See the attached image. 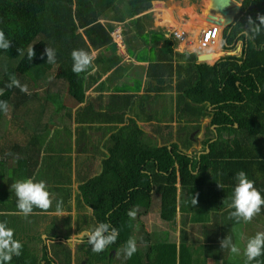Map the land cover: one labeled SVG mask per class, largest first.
<instances>
[{"label":"trees","instance_id":"obj_1","mask_svg":"<svg viewBox=\"0 0 264 264\" xmlns=\"http://www.w3.org/2000/svg\"><path fill=\"white\" fill-rule=\"evenodd\" d=\"M154 1L165 0H0V31L11 41L8 50H0V89L3 90L0 101H5L8 106L6 113L0 112V139L3 138L1 133L5 127L1 124L5 122L7 114L13 120L20 118L21 127L29 132V139L24 145L17 142L0 144V173L6 172L12 162L13 165L16 163V168L8 171L12 173L9 174L13 179L10 183L25 178L43 180L49 193L55 192V203L47 210H39V213L46 215L57 212V205L61 211L67 212L70 209L67 205L70 187L73 184L71 156L65 158L62 154H71L72 151V121L79 125L77 130L81 135L74 143L81 152H86L87 148L91 150V157H86L95 163L96 172L93 176H79V172H76L78 184L75 206L89 214L88 217L84 216L81 225L76 226L75 234H90L98 223H108L117 230L115 243L99 253L91 250L89 236L82 238L76 250L85 255V264L103 261L106 262L102 264H109L118 253L124 255V245L132 237L135 227L134 211L146 214L153 206L155 197L159 219L170 230L175 229L179 207V212L186 215L191 224H203L214 217L215 222L221 225L220 240L224 236L233 239L232 229H240L246 223L235 221L228 215L231 211L228 204L236 183L234 177L238 171L245 172L264 198V29L253 35L247 25L249 18L258 24L256 17L264 15V0H235L241 3V7L234 18V24L224 29L223 39L225 46L241 41L239 54L225 55L212 65L196 63V56L188 55L185 77L176 85L181 100L177 105V117L193 129L200 128L201 119L209 118L206 138L200 142L202 148L196 150L198 153H187L186 149L191 148L189 143L182 147L183 150L176 143L157 146L147 141L143 137L144 133L131 120L125 127L113 130L104 141L99 139L97 144H93L88 139L86 130L98 121V113L92 107L83 105L86 71L79 74L71 71L73 62L70 54L73 50L90 52L91 48L114 52L115 43L110 35L114 26L99 22L104 19L119 23L125 49L135 56V52L127 48L126 36L132 30H137L142 22H151L150 14L134 17L148 11ZM172 1L193 3L195 0ZM175 9L179 14L191 8L179 10L170 5L167 10L171 14ZM158 12L165 11L160 8ZM171 22L174 27L176 21ZM140 34L136 33L135 36L140 38ZM165 35V32L157 30L147 32L146 37L155 38L156 43L161 40L164 47H170L171 40L165 39ZM217 43L213 45L214 48ZM30 47L34 53L31 60L27 58ZM45 47L54 49V62H46ZM172 53L170 49L168 55L161 54L159 61H165L168 66ZM217 55L216 52L212 53V58ZM176 57L182 55L175 53ZM179 68H176L177 78L180 76ZM55 75L61 80L64 92H44L40 95L37 91L39 83L44 80L48 86L50 78ZM10 76L21 85H26L27 91L21 92L18 87H5ZM61 95L66 97L64 104ZM33 99H42V105L33 106ZM44 101L51 104L52 112L47 113ZM27 105L29 107L24 111ZM75 107L78 108L73 118L72 110ZM57 114L60 123L52 119ZM44 116L48 123L43 121ZM40 121L45 124L40 125ZM51 125L54 130L65 132L68 144L66 151L44 144L43 139L48 137L47 129ZM208 133L211 137L207 136ZM188 139L187 135L185 140ZM85 162H89L87 158ZM194 198L196 203L193 205ZM32 216H29L33 221L31 226L35 223ZM6 218L0 215L3 221ZM252 218L249 221L251 223L262 221L261 229L253 231V234L264 232V205ZM49 228L55 230L56 227L51 225ZM140 233L142 244L135 243L136 251L131 257L124 256V264H194L196 261L191 257L184 237L180 238L178 245L168 239L151 243L144 229ZM45 235L46 240L52 242V248L48 246V249L41 236L28 239V232L24 230L21 233L14 229L13 238L21 243L22 248L20 256H13L10 264H70L68 234ZM220 240H208L206 245L202 244V249L220 264H244L243 253L237 259L231 258L228 250L224 255ZM39 243L42 246L38 247ZM241 245L244 247V243ZM53 246H56L55 251ZM77 259H80L79 256ZM256 259L264 264V255ZM251 264H255V260Z\"/></svg>","mask_w":264,"mask_h":264},{"label":"crops","instance_id":"obj_2","mask_svg":"<svg viewBox=\"0 0 264 264\" xmlns=\"http://www.w3.org/2000/svg\"><path fill=\"white\" fill-rule=\"evenodd\" d=\"M170 2L173 4L176 3L172 0H170ZM170 2L169 4H166L164 1H154L151 4L152 8L134 17L137 18L145 14H150V16L152 15V17L155 18L160 14L163 18H158L160 23H156L155 20L153 23L152 21H144L137 30H132L128 33V36H126L128 37L127 48L134 51L135 56L137 57L132 56L125 49L126 45L125 43L123 44L125 39L124 36H122V27L118 25L119 23H111L104 19L99 21L101 24L110 23L111 26H119L120 28H118L121 29L122 43L119 46L114 44V52L105 49L103 50L102 48H91L90 51L95 55L91 67L87 69L85 73V103L83 105L90 106V108L92 107L91 109L98 113V121L92 125H87L89 130H86L88 139L92 141L93 144H97L99 139H103L104 141L107 136H110L113 130L125 127V125L130 123V120L133 121L144 133L143 137H145L147 141H150L151 143L154 142L157 146H168L172 143H176L179 148L183 150L182 147L186 143H189L191 148H189V152L187 153H190L194 149L196 150L199 146L197 144H200V141L206 138L205 133L206 127L209 124V118H203L200 120L199 129L191 128L189 132L184 131V129L190 126L186 125L182 118L179 119L177 117V105L181 100L179 99L180 94L176 89V85L179 80L185 77L184 69L188 65L189 54H194L196 56V63H199L197 61V55L199 53H208L211 55V61L213 60V62L208 61L205 62V64H214L219 60L218 57L220 52L228 51L232 45L235 46L233 47V51L236 50L237 52L235 53L239 54L242 48V43H240V46H236L237 43L241 42L237 41V43L233 42L232 45L225 46L223 32L220 30V39L216 40L218 43L215 49L213 48V45L216 44V41L211 44L206 51H198L196 49L197 39L203 28L200 29V24L193 16L189 17L190 14H192L193 9L183 10L177 14V16H182L183 14L188 15L186 16V20L178 22L174 16V12L172 11L170 15L167 10L171 5ZM159 8L164 9L165 12H158ZM155 11L157 12L156 14ZM175 12L177 13V10ZM171 20L176 21L174 27L172 26ZM203 21H205L204 18ZM143 24L144 27L142 26ZM196 27H198V29H196ZM157 30L166 33L164 38L171 40L170 47H167L168 45L164 47V43L161 40L156 43L155 38L154 40L152 38L147 39V32ZM174 30H182L186 32V38L183 40L174 39L171 35V32ZM127 32H129V30ZM140 32L143 35H141ZM136 33L141 35L140 38L135 36ZM224 47L228 48V50H225ZM169 48L172 49L173 53L171 55L172 59L168 62L167 66L165 65V61H159V58L161 57V54L166 55L167 51L170 50ZM215 51L219 55H217V58L213 59L212 53ZM175 53L181 54L182 57L175 58ZM155 61L158 62L156 65H154ZM178 66L181 67L179 68V78H177L178 74L176 72ZM57 79L58 77L56 75L52 76L49 80V84ZM78 107H75L72 110L73 118L75 116L74 111ZM114 116L116 117L114 118ZM70 129L72 136L71 141H74L81 135V132L77 130L79 129V125L72 121ZM187 135L189 137V142L185 140ZM3 142L4 138L0 139V144L2 143L1 145H3ZM13 164L14 163L12 162V164L8 166L6 172L2 174L0 173V215L2 214L7 217L4 221H7L9 217H11L10 219H13V221L14 219L24 218L26 223L19 229V232L24 233V227L27 228L33 221H31L30 217H23L16 214V199L11 190V184L14 182L10 183L13 179L10 178L12 177L11 175L9 176L11 172H8L9 170L16 168L17 164ZM51 194L55 195V192H52ZM33 210L34 214H32V217L35 221L34 224L42 223L40 220L42 218L41 216L44 214L39 213V209L34 208ZM179 215L182 216L183 214L181 215L178 207L175 229L178 228L179 232L174 239L176 244L178 245L180 243V238L184 237L192 258L198 259V257H202L206 264H220L209 256L205 249L199 250L200 247L199 249H196L197 246L191 245V243H196L191 235L195 237V235L197 236L198 234L192 233V231H189L190 229L187 228L188 225L193 224L188 222L189 218L186 215H183L181 220L184 224L181 222L179 224ZM214 219L215 218L213 217L210 221L203 223L207 224V228H204V230H199V227H197L196 230H199L198 233L200 234V245L201 243H205L206 245L208 240H220L221 232L219 231V228L221 229V225L217 224ZM0 221H3V219H0ZM7 226L14 231V225L9 226L7 223ZM184 229H186V232L190 235L185 234ZM25 231L27 232V229ZM84 233L89 236L88 232H81L79 233L80 235L77 234L76 236L80 239L87 237L83 236ZM187 236H190V240H188ZM163 240H165V238H163ZM74 241H76V239H74ZM85 262L82 260L80 264H85Z\"/></svg>","mask_w":264,"mask_h":264},{"label":"rangeland","instance_id":"obj_3","mask_svg":"<svg viewBox=\"0 0 264 264\" xmlns=\"http://www.w3.org/2000/svg\"><path fill=\"white\" fill-rule=\"evenodd\" d=\"M174 2H176V3L173 4L172 2H170L171 5L175 6L177 9L180 8L179 10L186 9V8L187 9L188 8L193 9L192 14H190L189 17L193 16L194 19L197 20V22H200L199 23L200 29L201 28L206 29L208 27V25H210V24H207L205 21H203V18H204L203 11L206 7L207 0H195L193 3H190L188 1H181V2L174 1ZM237 3L240 4V2H237ZM159 7H162V6H159ZM175 11L176 10L173 11L174 16L178 22L186 20V16H188L187 14H183L181 17H178L177 13ZM156 13L157 12L155 11V14ZM159 16H160V14H159ZM159 16L157 15L154 18L151 15L150 21H152V23H153L155 20L156 23H160V21L158 20ZM151 27H152V25H151ZM240 43L241 42L237 43L236 46L237 45L240 46ZM233 47H235V46L232 45L231 48H233ZM235 52H237V51L236 50L235 51H233V50L221 51L218 58H221L222 56H225L226 54H230V55H232L233 53L237 54ZM215 58H217V57H215ZM211 62H213V60ZM210 64H212V63H209V65ZM38 88L39 89L37 91L40 93V95L43 94L44 92H48V93H56V92L61 93V91H62V93L64 92V89L62 90V88H63L62 82L59 79L55 80L54 82H51L48 86H46V82L44 80H42L41 83H39ZM64 88L66 89L65 86H64ZM39 97L41 98V96H39ZM60 99L62 100V104H64L66 97H63V95H61ZM31 102H33V106L42 105V99L37 100V101L35 99H33ZM45 105L47 106L46 107L47 113L53 111L51 104L45 102ZM28 107H29L28 105L24 106V111L26 110V108L28 109ZM40 116L41 115H39V117ZM44 117H45V120H43V121H45V123H48L46 116H44ZM5 119H6L5 122L3 121L1 124V126L2 125L5 126L2 133H1L3 135V138H4V142H3L4 145H6V144L9 145L13 142H17L19 144L24 145L27 142V140L29 139V132H28V130H24L21 127L22 124L20 123V118L13 120L9 116V114H7ZM52 119L54 120L55 123L61 122V119L59 118L58 114L53 115ZM40 123H41L40 125L45 124L42 121H40ZM53 127L54 126H52V125L48 126V129H47L48 137L46 139H43L45 141L44 144L47 143L48 145H53L51 147L53 149L58 148V149H61L62 151H66L68 144L66 142L65 132L61 131V130H58V131L54 130ZM51 129H53V130H51ZM61 129H62V127H61ZM190 130H191V127H187L186 131L189 132ZM52 131L55 135H57V133H59V135H57V136L53 135ZM207 136L211 137L209 133L207 134ZM199 137H201V136H199ZM58 142H59V144H57ZM55 145H57V147H55ZM197 145H199V146L196 148V150H198V151L201 150L202 144H197ZM71 150H72L71 154H68V153L62 154L63 157H65V158L68 155L71 156V165H70L71 166V181H73V184H71V187H70V192H69V194H70L69 199L70 200L67 204L70 209L67 212L61 211L62 215H57L56 211L46 213V215L41 216L42 218L40 221L42 223H36V224H33L32 226L29 225L27 228L24 227V230L27 229L28 239H31L32 238L31 236H35V237L41 236V238L45 240V244L47 245V247L49 246L50 248H52L51 247L52 242L51 241L48 242L46 240L47 238H46L45 234H49L52 236L54 234L59 235V236L62 234H68V236H69L68 238L71 240V241H69V243L67 242V246L69 247L70 253H71L70 264H80L82 260H85V255L83 253L79 254L80 252L78 250H76L77 246L82 243V239H80L76 236L77 234H75V229H76L77 225L82 224V222L84 221V216L88 217L89 213H87L86 210L78 209L75 206L76 205L75 190H76V187L78 184L77 183L78 180H76V172L77 171L79 172V176H83V175L84 176H93L95 174L94 172H96V171L94 169L95 163H92L91 160H89V157H86L87 155L90 157L92 155L91 150H89V148H87L86 152H81L79 150V147L76 146V144L72 140L71 141ZM196 150L191 151L190 153H192V152L198 153V151H196ZM186 151L189 152V149ZM86 158L89 162H85ZM81 160L83 161L82 164L79 163ZM90 163H92V164H90ZM77 177H78V175H77ZM45 186L47 188V184ZM48 188L51 189V187H48ZM59 196H62V195L59 194ZM59 196H58V198H59ZM54 197H55L54 194L53 195L50 194V199H51V201H53V202H51L50 206H52L54 204V201H55ZM199 207H201V206L199 205ZM157 209H158L157 197H155V199L153 200V206L151 207L149 212L144 214L139 210L134 211V213H135L134 214L135 227L132 230L131 239L135 241L136 245H138L139 243L142 244L140 242V236H139V234H142V233H140V231H142V229H144L147 232V234H149V238H150L151 243H154L156 241H161V240H163V238L168 239V241H171V240H174L175 236L178 235V232H179L178 228L170 230L169 226L159 219ZM183 215L182 216L179 215L180 216L179 220H178L179 224H180V222L184 224V222L181 221ZM51 216H53V217H51ZM55 217H56V219H55ZM189 217H190V215H189ZM10 218L11 217L8 218L7 223L9 226L14 225V229L16 231L19 230L26 223L24 221V218L14 219V221H13V219H10ZM52 218H54V219L52 220ZM248 222L243 223V227H239L240 229H236V228L232 229V231H233V239L232 240L234 243L240 244L239 248L242 251L240 253H243V245H241V244L244 243L248 237L254 235L253 231L260 230L262 227V224H260V222H262V221H259L257 223L254 221H253V223H251V222L248 223ZM51 225H54L56 227L55 230L54 229L50 230L49 227ZM175 226H176V224H175ZM197 227H199L198 228L199 230H204V228H207V224H196L195 223L193 225L187 226V228L190 229L189 231H192V233L198 234L197 236L195 235V237L193 235H191V237L194 239V242H196L193 244L191 243V245L197 246L196 249H199V247H200L199 250H202V243H201V245L199 243V241H200V239H199L200 234L198 233L199 230L198 231L196 230ZM180 232H181V230H180ZM184 233L188 234L186 232V229H184ZM188 235H190V234H188ZM227 235H229V234H227ZM142 238H144V237H142ZM187 238H188V240H190V236H187ZM74 239H76V241H74ZM55 242H57V241H55ZM203 244H205V243H203ZM40 246H42L41 243H39L38 247H40ZM49 247H48V249H49ZM55 249H56V246H53L54 251H55ZM223 251H224V255L227 254V249H224ZM78 256L80 258L79 260L77 259ZM230 256L233 259H237V257H241L240 255H237V254H230ZM193 260H196L194 262V264H206L202 257H198V259L193 258ZM104 262H106V261H103V262L98 263V264H102ZM124 263H125L124 262V255L118 253L116 255V257L109 264H124Z\"/></svg>","mask_w":264,"mask_h":264},{"label":"clouds","instance_id":"obj_4","mask_svg":"<svg viewBox=\"0 0 264 264\" xmlns=\"http://www.w3.org/2000/svg\"><path fill=\"white\" fill-rule=\"evenodd\" d=\"M256 20L258 24L251 18L247 21V25L249 26L248 31L253 35L259 33L261 29H264V15H258ZM116 27L119 26H114L113 30ZM113 30L110 34H112ZM10 44L11 41L6 38L3 31H0V50H8ZM33 55V49L30 47L27 51V58L31 60ZM70 55L73 62L71 71L75 74H79L91 67L95 54L92 52H85L84 50H73ZM232 55L235 54L233 53ZM44 56H46V62H54V49L45 47ZM5 87H18L21 92L27 91L26 85H21L13 76L9 77V83H7ZM2 94L3 90L0 89V95ZM7 111V103L5 101H0V112L6 113ZM193 151H195V149ZM234 179L236 183L232 190L231 201L228 204V208L231 209L228 215L235 221L242 220L248 222L255 214L260 212L261 206L264 205V198L261 197L260 192L253 186V181L248 179L244 171H238ZM11 190L16 197V214L20 216L28 217L34 214V208L42 211L47 210L51 204L50 193L43 180L33 181L30 178L17 180L11 184ZM195 203L196 200L194 198L193 205ZM57 215H62L59 205H57ZM129 215H131V213H129ZM116 238L117 230L115 228H112L108 223H98L89 234L88 243L91 245V250L93 252L99 253L102 252L106 246L115 243ZM219 245L221 249H227L231 254L239 255L241 252L237 244L228 236H224L219 241ZM21 248V243L13 238V230L7 226L6 221H0V264H10L13 256H20ZM135 251V241L130 238L126 241L123 248L125 258L131 257ZM261 255H264V232H257L255 235L248 237L244 242V264H251L254 260L255 264H261L260 260L256 259Z\"/></svg>","mask_w":264,"mask_h":264},{"label":"water","instance_id":"obj_5","mask_svg":"<svg viewBox=\"0 0 264 264\" xmlns=\"http://www.w3.org/2000/svg\"><path fill=\"white\" fill-rule=\"evenodd\" d=\"M170 0H165L164 3L169 4ZM241 5L234 0H207L206 7L203 11L204 20L207 24L218 25L223 32L228 26L234 24V18L238 14ZM230 55V54H226ZM211 60L210 54L197 55V61L199 63H205ZM214 130L215 128L212 127ZM208 152V149H206ZM83 236H88L86 233ZM70 239L67 240L69 243Z\"/></svg>","mask_w":264,"mask_h":264},{"label":"built area","instance_id":"obj_6","mask_svg":"<svg viewBox=\"0 0 264 264\" xmlns=\"http://www.w3.org/2000/svg\"><path fill=\"white\" fill-rule=\"evenodd\" d=\"M171 35L176 40H183L186 38L187 33L182 30H174L171 32ZM219 36L220 28L218 25L213 24L208 26L206 29H202L198 35L196 49L200 52L206 51L211 44L219 39ZM111 37L113 42L118 46L122 43L121 30L118 27L113 30Z\"/></svg>","mask_w":264,"mask_h":264}]
</instances>
